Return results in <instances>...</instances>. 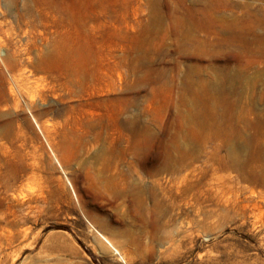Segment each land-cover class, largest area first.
<instances>
[{
	"label": "rangeland",
	"instance_id": "1",
	"mask_svg": "<svg viewBox=\"0 0 264 264\" xmlns=\"http://www.w3.org/2000/svg\"><path fill=\"white\" fill-rule=\"evenodd\" d=\"M0 264H264V0H0Z\"/></svg>",
	"mask_w": 264,
	"mask_h": 264
},
{
	"label": "bare ground",
	"instance_id": "2",
	"mask_svg": "<svg viewBox=\"0 0 264 264\" xmlns=\"http://www.w3.org/2000/svg\"><path fill=\"white\" fill-rule=\"evenodd\" d=\"M157 195V194H156ZM151 197V196H150ZM151 200V199H150ZM154 205H155V203H154ZM157 206V205H156ZM151 208V207H150ZM159 210V209H158ZM147 212V211H146ZM126 214H127V212H126ZM155 221V220H154ZM145 230V229H144ZM99 235H100V237L111 247V249H112V251L115 253V254H117L118 256H119V258L121 259V261L123 262V263H125L126 262V260H125V258L123 257V255H121V253H120V251H118V249L105 237V236H103L102 234H100L99 233Z\"/></svg>",
	"mask_w": 264,
	"mask_h": 264
}]
</instances>
